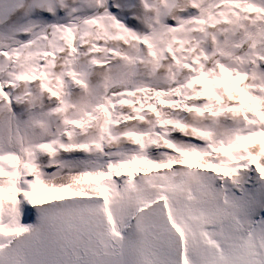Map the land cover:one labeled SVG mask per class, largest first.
<instances>
[{"label": "snow or ice", "instance_id": "snow-or-ice-1", "mask_svg": "<svg viewBox=\"0 0 264 264\" xmlns=\"http://www.w3.org/2000/svg\"><path fill=\"white\" fill-rule=\"evenodd\" d=\"M0 264H264V0H0Z\"/></svg>", "mask_w": 264, "mask_h": 264}]
</instances>
